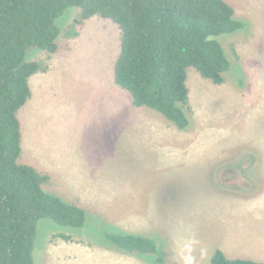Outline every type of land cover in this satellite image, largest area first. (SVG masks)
Masks as SVG:
<instances>
[{
  "label": "rangeland",
  "instance_id": "1",
  "mask_svg": "<svg viewBox=\"0 0 264 264\" xmlns=\"http://www.w3.org/2000/svg\"><path fill=\"white\" fill-rule=\"evenodd\" d=\"M225 1L248 27L215 38L231 62L224 84L215 85L188 69L185 110L190 126L186 130L149 108L145 110L162 118L166 129L149 127L139 117L127 129L114 125L121 116L113 89H122L114 82L121 50L119 26L96 16L76 29L78 37L71 38L65 34L80 9H69L58 20L62 29L58 46L71 52L55 78L63 85V106L47 115L41 108L33 109L31 118L40 124L43 117L67 123L69 114H76L75 122L79 115L78 130L69 136L74 142L70 148L59 147L64 141L59 131L46 135L48 150L61 156L64 164L80 161L79 169L71 179L57 178L44 189L83 208L87 221L84 227L71 228L40 220L34 264H211L215 250L227 239V224L233 221L249 224L251 253L263 256L264 0ZM49 59L44 50L27 55L28 61L44 66ZM22 119L25 138L19 163L29 165L33 160L48 169L45 155L33 147L30 151L28 115L23 113ZM36 125L37 150L43 153L45 134ZM232 168L238 170L236 180ZM61 172L53 169V175ZM232 181H245L250 187ZM254 183L257 192L248 194L256 190ZM119 232L153 239L158 253L135 256L103 243L105 234Z\"/></svg>",
  "mask_w": 264,
  "mask_h": 264
},
{
  "label": "trees",
  "instance_id": "2",
  "mask_svg": "<svg viewBox=\"0 0 264 264\" xmlns=\"http://www.w3.org/2000/svg\"><path fill=\"white\" fill-rule=\"evenodd\" d=\"M72 8L80 13L67 37H78L76 29L96 16L119 26L116 84L131 94L134 106L160 113L180 130L190 126L185 110L188 69L215 85L224 84L231 62L215 38L248 27L225 0H0V264H34L42 219L71 228L87 221L83 208L45 191L48 175L19 163L18 115L32 97L30 78L47 70L27 55L31 50L58 52V20ZM104 237V244L135 256L158 253L155 241L147 237L121 232ZM211 264L264 263L231 260L217 250Z\"/></svg>",
  "mask_w": 264,
  "mask_h": 264
},
{
  "label": "crops",
  "instance_id": "3",
  "mask_svg": "<svg viewBox=\"0 0 264 264\" xmlns=\"http://www.w3.org/2000/svg\"><path fill=\"white\" fill-rule=\"evenodd\" d=\"M70 55L71 52L63 50L62 46H59V50L57 53L50 54L47 70L40 71L30 78L29 83L32 92V97L27 102V104L20 110L18 115L20 117L19 120L21 123L23 140L25 138V123L22 117L23 113H25V115H28L29 144L32 143L30 144V151L33 147V151L38 154L45 155L44 161L48 160V163L50 164L48 169L44 166V164H41L40 168L33 160H30L29 164L30 166L34 167L39 173L48 175L50 177V181L46 185H50V183L53 184V180L57 178L71 179V173L78 170L80 165V161H71L68 164H64L63 158L61 156H59L58 154H52L53 151L48 150V143L46 142L47 132H50L51 135L52 131H54L55 129L56 131H59L62 137L64 138V141L61 140V142L59 143V147L61 146V144L67 147H69V144L74 145V142H70L69 136L74 131L78 130V126L80 125L79 115L77 122H75L74 118L76 114H69L66 119L67 123H64L62 119L60 123H57L53 122L49 117L48 119L46 117H43L42 121L44 122V124H40V122H38L37 120L35 123L33 118H31L33 116L31 114L32 110L37 108H41V110L44 111V115L60 112V108L63 106L60 102V99L63 97V85L59 81L56 82L55 78L65 68V58L69 57ZM113 89L115 95L117 96V112L121 114V116H119L120 122H114V125H119L121 127L123 126V128L127 129L128 127L132 126L133 122H135L136 117H139L140 120H145L149 127H156L157 129L160 126L164 129L168 127V125L164 123V120L162 118H157L155 114H153L152 112H148V110H145L147 107L134 106L133 98L128 91H126L125 89L122 90L120 88H116V86H114ZM160 120L163 122H161ZM31 122L34 123V126L31 125ZM36 124L41 126L44 130L45 145L47 147V150L43 152L44 154L41 151L37 150L38 145L36 143L35 136L38 131V127ZM55 126H58L59 129H56ZM38 134L42 135L41 133ZM76 147L79 148L78 146ZM50 154L51 156L49 157ZM54 162H58V164H54ZM239 162L240 161H237L236 163ZM254 167L255 163L253 164V168ZM39 168L42 170H40ZM53 169L62 170V172L58 175H53ZM59 176H62V178H60ZM254 182L256 183L255 179ZM255 183L253 184V186L256 190L254 189L255 191H252L251 193L249 192L248 194L252 195L257 192ZM54 188H57V186L55 185ZM51 192L57 193L59 191L57 190ZM235 207L239 208V206L237 205H235ZM220 208L221 206L219 207V209ZM227 228L228 230L225 234L227 239L224 238V245L219 247L218 249L224 251L223 253L228 259L235 260L242 259L244 257H250L249 259H251V261L254 260L255 262L264 263V253L262 257L251 253V242L250 240L247 241L249 236V224H246L243 221H233L232 223L227 224ZM245 242L247 244L242 246V244Z\"/></svg>",
  "mask_w": 264,
  "mask_h": 264
},
{
  "label": "flooded vegetation",
  "instance_id": "4",
  "mask_svg": "<svg viewBox=\"0 0 264 264\" xmlns=\"http://www.w3.org/2000/svg\"><path fill=\"white\" fill-rule=\"evenodd\" d=\"M230 171L228 170V173H229ZM231 173H232V180H236L237 179V177H238V170H234L233 171V168L231 169ZM241 180H243L242 178H241ZM232 182H234V181H232ZM239 183L240 182H238V183H236V182H234V184H238L239 185ZM241 184V188H244V189H247L248 187H250V185L249 184H247L245 181H242V183H240Z\"/></svg>",
  "mask_w": 264,
  "mask_h": 264
},
{
  "label": "bare ground",
  "instance_id": "5",
  "mask_svg": "<svg viewBox=\"0 0 264 264\" xmlns=\"http://www.w3.org/2000/svg\"><path fill=\"white\" fill-rule=\"evenodd\" d=\"M91 32H92V31H91ZM95 33H96V32H95ZM91 34H92V33H91ZM93 34H94V33H93ZM106 34H107V33H106ZM94 35H95V34H94ZM94 35H93V36H94ZM105 36H106V35H105ZM103 39H104V37H103ZM103 44H104V43H103Z\"/></svg>",
  "mask_w": 264,
  "mask_h": 264
}]
</instances>
